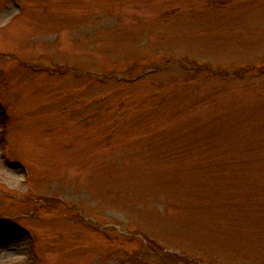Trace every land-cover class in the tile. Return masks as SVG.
<instances>
[{
	"label": "rangeland",
	"instance_id": "1",
	"mask_svg": "<svg viewBox=\"0 0 264 264\" xmlns=\"http://www.w3.org/2000/svg\"><path fill=\"white\" fill-rule=\"evenodd\" d=\"M0 264H264V0H0Z\"/></svg>",
	"mask_w": 264,
	"mask_h": 264
},
{
	"label": "trees",
	"instance_id": "2",
	"mask_svg": "<svg viewBox=\"0 0 264 264\" xmlns=\"http://www.w3.org/2000/svg\"><path fill=\"white\" fill-rule=\"evenodd\" d=\"M41 200H42L43 202H46L44 199H41ZM49 200H50V202H49L50 204H54V200H53V199H49ZM47 201H48V200H47ZM49 203H48V204H49ZM50 207H52V206H50ZM151 242H152V241H151ZM152 243H153V242H152ZM153 244L155 245V243H153Z\"/></svg>",
	"mask_w": 264,
	"mask_h": 264
}]
</instances>
